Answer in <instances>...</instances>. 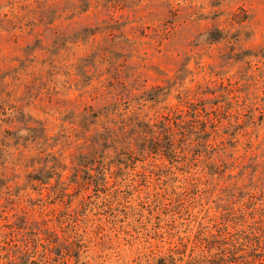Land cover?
I'll return each instance as SVG.
<instances>
[{"label": "rangeland", "instance_id": "obj_1", "mask_svg": "<svg viewBox=\"0 0 264 264\" xmlns=\"http://www.w3.org/2000/svg\"><path fill=\"white\" fill-rule=\"evenodd\" d=\"M0 264H264V0H0Z\"/></svg>", "mask_w": 264, "mask_h": 264}, {"label": "trees", "instance_id": "obj_2", "mask_svg": "<svg viewBox=\"0 0 264 264\" xmlns=\"http://www.w3.org/2000/svg\"><path fill=\"white\" fill-rule=\"evenodd\" d=\"M192 110H193L194 115L197 116L196 113H198V109L197 108H193ZM169 144H171V142L170 143L169 142L167 143V145H169ZM167 148H168V146H167Z\"/></svg>", "mask_w": 264, "mask_h": 264}]
</instances>
